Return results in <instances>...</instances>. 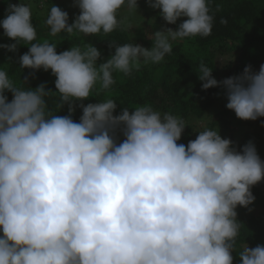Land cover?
I'll return each instance as SVG.
<instances>
[{"label":"clouds","instance_id":"clouds-1","mask_svg":"<svg viewBox=\"0 0 264 264\" xmlns=\"http://www.w3.org/2000/svg\"><path fill=\"white\" fill-rule=\"evenodd\" d=\"M147 2L167 24L186 19L175 30L148 34L150 48L112 41L114 53L99 64L92 44L58 54L55 42H34L31 6L8 4L0 27L15 43L0 47L28 46L20 68L51 70L56 91L17 87L0 68V264H233L243 225L236 209L253 203L251 188L264 180L254 144L238 151L208 127L178 143L188 125L151 104L114 115L112 99L80 103L79 122L72 119L75 102L92 96L98 82L109 89L114 71L129 75L141 63L159 64L172 41L211 35L208 0ZM74 6L80 11L71 24L66 11L51 6L49 35L110 34L122 7H138L137 0H75ZM212 71L200 64L203 90L222 85L226 108L237 118L264 117V64L220 82ZM56 96L59 110L68 104V115L51 113L46 98ZM238 256L240 264H264V244H246Z\"/></svg>","mask_w":264,"mask_h":264},{"label":"trees","instance_id":"trees-1","mask_svg":"<svg viewBox=\"0 0 264 264\" xmlns=\"http://www.w3.org/2000/svg\"><path fill=\"white\" fill-rule=\"evenodd\" d=\"M75 0H63V5ZM16 4L15 0H0V21L6 16L8 4ZM52 5H57V0H32V23L36 28V41L55 42L56 51L70 49L71 46L84 48L91 44L101 52V58L97 63L106 62L114 53L111 47L112 41L119 44L135 43L144 44L150 48L152 41L148 34L172 28L175 30L178 24L186 19H178L177 24H167L159 15V11L147 13V17H153L154 23L150 27H142L135 20L131 22L121 20L118 28L110 34L101 32L95 36L83 34L60 33L57 36L49 35V28L45 20ZM210 14L213 16L211 35L207 37H188L172 41V52L167 54L159 64H143L134 69L131 74L125 75L114 71V83L107 90L100 89L99 82L93 88L89 98L84 101H76V110L72 119L79 122L82 115L80 103H97L112 99L117 102L114 115H119L122 108H133L144 104L151 106L161 113H171L182 118L188 125L182 133L178 143L187 144L194 140L198 132L204 127L216 128L224 138L233 142V146L240 151L244 145L251 142L255 145L258 155L264 161V127L258 126L250 130L253 120H241L236 117L234 111L226 108V89L220 85L207 90L202 89V82L198 79L201 63L213 68L212 75L218 81L225 78L241 75L246 66H251L253 72H258L261 64H264V0H208ZM79 8H71L68 13V23H73L79 15ZM150 14V15H149ZM221 20L227 23H221ZM136 26V31L127 29L131 24ZM167 26V27H166ZM147 37V39H145ZM15 41L4 35L0 27V45L12 44ZM28 46L19 44L17 51L11 52L0 47V68L6 70L9 78L17 87L36 88L40 84L46 85V91L55 89L56 77L51 70L21 69L19 66L20 55L28 51ZM232 56L235 62H226ZM222 58L223 63L218 59ZM11 101L12 93L5 92ZM52 114L60 116L68 115V104H64L59 110L58 96L46 98ZM264 121V117H262ZM199 123H204L200 126ZM242 128L235 134L233 127ZM247 127V129H245ZM194 130V131H193ZM117 142L124 137L119 129L115 133ZM251 192L255 200L247 208L240 207L237 211V220L242 223L240 235L237 240L233 264H240L239 252L247 244L250 248L257 244H264V180L252 186ZM2 233V232H0Z\"/></svg>","mask_w":264,"mask_h":264},{"label":"rangeland","instance_id":"rangeland-1","mask_svg":"<svg viewBox=\"0 0 264 264\" xmlns=\"http://www.w3.org/2000/svg\"><path fill=\"white\" fill-rule=\"evenodd\" d=\"M32 0H15L16 4H19L20 2L25 3L30 5ZM34 1V0H33ZM57 5L58 7H60L63 11L68 12L71 8H75V6L73 5V2H69V4L67 5H63V0H57ZM137 11L136 10H128L127 7H122L118 13H117V18L119 21L123 20V21H127V22H131V20H135L136 22L140 23L142 27H150L151 24L154 23V18L153 17H147V13H151V12H155L156 11H160L159 9H153L151 7L148 6V2L147 0H137ZM150 15V14H149ZM127 29L130 30H134L136 31V26L134 27V24L132 23L129 26H125ZM167 27V26H166ZM147 39V37L145 38ZM141 46H143L144 44H140ZM146 48V47H145ZM225 60H227L226 62H235L236 58L234 56H232L229 60L225 57ZM224 60V61H225ZM219 63L222 62V64H224L223 59L220 58L218 59ZM200 126H204V123H199ZM263 126L264 127V121H262V117L258 118L257 120L253 121L252 126H249L248 129L250 130L253 129L254 127H258V126ZM235 134H238L237 132L239 130H241L242 128L239 127H233ZM247 129V127L245 128ZM240 208V206L237 207L236 211ZM238 212V211H237ZM0 235H2V233H0Z\"/></svg>","mask_w":264,"mask_h":264}]
</instances>
